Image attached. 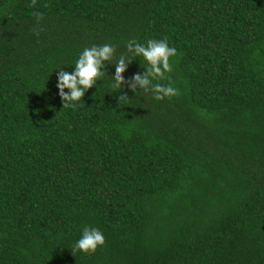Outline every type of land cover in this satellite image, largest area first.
<instances>
[{
  "label": "trees",
  "instance_id": "trees-1",
  "mask_svg": "<svg viewBox=\"0 0 264 264\" xmlns=\"http://www.w3.org/2000/svg\"><path fill=\"white\" fill-rule=\"evenodd\" d=\"M150 38L175 95L63 107L84 47ZM0 264H264V0H0Z\"/></svg>",
  "mask_w": 264,
  "mask_h": 264
},
{
  "label": "clouds",
  "instance_id": "clouds-1",
  "mask_svg": "<svg viewBox=\"0 0 264 264\" xmlns=\"http://www.w3.org/2000/svg\"><path fill=\"white\" fill-rule=\"evenodd\" d=\"M34 15L39 18L43 14L35 12ZM116 53L115 46L111 43L93 44L90 47H84L78 54L74 62V69L66 71L63 67L57 69L58 94L63 101V107H75L82 99L84 93L97 84L101 77L109 76L110 87L114 90H122L125 86L136 94L137 86L139 91H151L155 100L175 95L178 89L173 83L154 82L166 76L171 71V58L177 54L175 46H170L166 39H148L146 43H139L134 40L126 42V52L120 53L115 63H106L112 60ZM134 57H142L146 62L142 67L143 73L136 72L125 81L124 73L128 65L134 60ZM114 65L113 74L107 73V65ZM170 79V78H169ZM67 89L68 91H65ZM129 97L126 92L119 96ZM104 235L99 228L85 225L81 235L75 240L72 250L81 252H94L97 247L104 244Z\"/></svg>",
  "mask_w": 264,
  "mask_h": 264
}]
</instances>
